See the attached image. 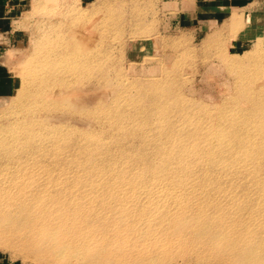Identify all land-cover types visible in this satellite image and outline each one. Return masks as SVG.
I'll list each match as a JSON object with an SVG mask.
<instances>
[{
    "label": "rangeland",
    "instance_id": "obj_1",
    "mask_svg": "<svg viewBox=\"0 0 264 264\" xmlns=\"http://www.w3.org/2000/svg\"><path fill=\"white\" fill-rule=\"evenodd\" d=\"M181 1L3 7L0 264H66L43 233H15V223L75 210L70 223L89 208L103 219L89 230L124 238L86 244L81 264H103L93 259L106 246L166 264L264 253V0ZM183 184L192 186L174 191ZM170 213L213 240L177 241L162 225ZM136 239L143 248L132 250Z\"/></svg>",
    "mask_w": 264,
    "mask_h": 264
},
{
    "label": "bare ground",
    "instance_id": "obj_2",
    "mask_svg": "<svg viewBox=\"0 0 264 264\" xmlns=\"http://www.w3.org/2000/svg\"><path fill=\"white\" fill-rule=\"evenodd\" d=\"M26 73H27V75H29L28 70H26ZM157 86H159V85H156V87ZM150 93H152V92H150ZM161 93H163V95H164V92H161ZM156 97H158L162 100H165V98L161 97L160 92H156ZM207 153H208V151H207ZM180 183H182V182H179V184ZM190 186H192V185L190 184ZM190 186H188V184H183V186H179L178 188L175 187L176 189H174V191H178V192L183 194L184 192L188 191V187L190 188ZM153 190L157 191V188H154ZM148 191H150V190H148ZM130 192L132 193L133 190H130ZM84 204L85 203H83V205ZM90 210L95 212V210H92L91 208H89L87 212H79V213H78V211L75 212V215H77L81 220L78 221L77 217L76 218L74 217V219L70 223H67V220H65V219L68 216H71V217L74 216L73 211H75V210H70V212L67 213L66 217L64 218L65 221L61 220L59 218H56L55 220L51 218L49 221H47V220H43V221L28 220L23 225L20 222V218H18L17 223H15V227L13 228V231H15V233H19V232L26 233L27 231H29L30 233H35V232L43 233L45 235V237H43V238H45V239H43V241H41V243H43L45 245V247L48 246V248H46V249H47V251H49V253H51L55 258L60 259L63 263L78 264V263H80V259L83 258V257H81V255L82 254L88 255L86 252H88V249L91 248V247H87L86 244L98 245V247H100V243H102L104 241L109 240V241L115 243V242H119L120 240H122L124 238V234H120L119 236L117 235V231L121 232V229H110V230L105 231V232H102L99 229L89 230L91 228V226H89V228H88V225H92L93 222H96V226H97L98 222L103 221V219L99 220V219H101L100 215L99 216L98 215H91ZM13 218H14V215H13ZM4 219L7 221L12 220V218H10V215H8ZM164 221H166V222H164L162 225L168 226L169 223H172L171 226L173 227V230L175 231V233H173L175 235L174 238L177 239V241H179V242H185V241L191 240V241H200V242L206 243L208 241L211 242L214 238L212 233L207 231L205 228H203L201 226H196L192 216H183V215L181 216L180 214L175 216L174 213H170L169 215L166 216ZM80 223H82L85 230H82L84 228L78 227L77 224H80ZM100 225L101 224L99 223L98 226H100ZM77 228H79V229H77ZM186 229H189V230H186ZM42 230H46L47 232L45 233ZM2 231H3V229H2ZM78 232H81V233L84 232L83 235L86 234L88 237L93 236L97 233H100V234H98L100 237L99 238L90 237L87 239L83 235H81V237H80L78 235L79 234ZM112 233H114L116 235V237ZM18 235L22 236L21 234H18ZM117 237H119V238H117ZM149 238L151 239L152 236H149ZM164 240L168 241L170 239L165 238ZM135 241H136L135 242L136 247L132 246L133 247L132 250L138 249L137 248L138 246L140 247V249H142L143 247L140 246V241L143 242V240H140V239L137 240L136 239ZM145 243H147V242H145ZM145 243H141V244H145ZM114 245H111V246H114ZM108 248H110V247L106 246V248H104L105 250L106 249L107 250L103 251V254L100 255V257L102 256L101 258L98 257L99 259H97V257H96V259H93V260L94 261L95 260H99V261L101 260L103 262V264H164L166 261L171 260V258L165 257V255H163V254H159L158 252H151L149 250H143L144 254H138L137 250H135V252H132V251L129 252V250H128V252H124V254L121 253L120 255L119 254L116 256L114 255V257H119V258L113 259L114 257H113V255H111V252L114 248H111V249H108ZM119 249H122V248L119 247ZM115 251L117 252V250H115ZM244 252L245 251H243L242 254L241 253L237 254V256H239V260H241V261H239L240 262L239 264H264V253L257 254L256 252H253V254L248 255L247 253H244ZM134 253H136V254H134ZM90 256H94V255H90ZM97 256H99V255H97ZM121 257H122V259H120ZM89 262H90V260H89ZM89 262H88V264H93V263H91V262L89 263ZM81 263H83V262H81Z\"/></svg>",
    "mask_w": 264,
    "mask_h": 264
},
{
    "label": "crops",
    "instance_id": "obj_3",
    "mask_svg": "<svg viewBox=\"0 0 264 264\" xmlns=\"http://www.w3.org/2000/svg\"><path fill=\"white\" fill-rule=\"evenodd\" d=\"M15 0H0V13L4 6L6 5H12ZM181 0H176V4H181ZM0 80H1V74H0Z\"/></svg>",
    "mask_w": 264,
    "mask_h": 264
}]
</instances>
